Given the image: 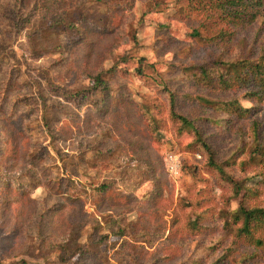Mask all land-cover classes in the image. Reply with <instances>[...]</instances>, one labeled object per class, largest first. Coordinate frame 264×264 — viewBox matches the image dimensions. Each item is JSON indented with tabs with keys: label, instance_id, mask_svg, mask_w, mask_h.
Returning a JSON list of instances; mask_svg holds the SVG:
<instances>
[{
	"label": "rangeland",
	"instance_id": "rangeland-1",
	"mask_svg": "<svg viewBox=\"0 0 264 264\" xmlns=\"http://www.w3.org/2000/svg\"><path fill=\"white\" fill-rule=\"evenodd\" d=\"M186 4L0 0V264H264L230 216L245 193L237 182L257 188L251 205L264 207V160L254 153L264 101L183 72L212 53L257 57L264 18L213 46L192 36L196 23L178 12ZM98 76L106 84L95 86ZM165 85L215 161L235 160L231 181L195 132H180ZM185 94L254 109L218 123Z\"/></svg>",
	"mask_w": 264,
	"mask_h": 264
},
{
	"label": "trees",
	"instance_id": "trees-1",
	"mask_svg": "<svg viewBox=\"0 0 264 264\" xmlns=\"http://www.w3.org/2000/svg\"><path fill=\"white\" fill-rule=\"evenodd\" d=\"M178 12L196 23L192 36L213 46L227 45L240 31L254 24L259 18H264V0H187L186 6H183ZM263 28L264 25L261 29ZM183 72L204 88L214 91L241 88L247 99L256 100L257 103L264 101V45L260 48L257 57L228 59L223 54L212 53L200 65H194L191 69L190 67L184 68ZM94 81L95 86L99 83L106 84V80L101 76L96 77ZM164 90L170 99V116L179 124L180 132H195L196 142L211 154L210 164L213 170L227 181H231L232 177L226 168L234 165L235 160L229 159L223 163L215 161L213 150L202 137L201 129L197 127L195 119L178 110L176 91H173L169 86L164 87ZM77 94L80 95V93ZM184 97L189 102L220 114V116L206 119L218 123L224 120L231 121L235 117H244L254 109V107L248 108L243 105L240 99L217 100L192 94H185ZM141 107L150 120L149 106L142 104ZM43 109L42 122L49 128L50 120L47 107L44 106ZM255 139L254 153L260 160H264V144L260 139L258 128L255 129ZM260 175H264V171ZM260 180L257 182H261ZM242 183L244 182L236 183L237 190L241 192L245 188V193L239 207L230 214L231 222L237 226L235 236L237 239H248L253 245L264 250V207L251 205L257 188L245 187ZM9 185L12 184L9 183ZM105 186V184L101 185L99 190ZM96 190L99 191L95 188V192Z\"/></svg>",
	"mask_w": 264,
	"mask_h": 264
},
{
	"label": "built area",
	"instance_id": "built-area-1",
	"mask_svg": "<svg viewBox=\"0 0 264 264\" xmlns=\"http://www.w3.org/2000/svg\"><path fill=\"white\" fill-rule=\"evenodd\" d=\"M173 158H174L173 156L170 157V161H168V164H169L170 168L172 169V171L178 172L179 171V164L176 161H174Z\"/></svg>",
	"mask_w": 264,
	"mask_h": 264
}]
</instances>
